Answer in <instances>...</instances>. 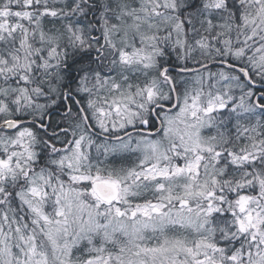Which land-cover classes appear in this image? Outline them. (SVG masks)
Returning <instances> with one entry per match:
<instances>
[{"label":"snow or ice","instance_id":"obj_1","mask_svg":"<svg viewBox=\"0 0 264 264\" xmlns=\"http://www.w3.org/2000/svg\"><path fill=\"white\" fill-rule=\"evenodd\" d=\"M0 264H264V0H0Z\"/></svg>","mask_w":264,"mask_h":264}]
</instances>
